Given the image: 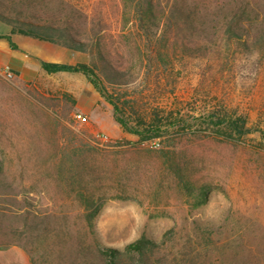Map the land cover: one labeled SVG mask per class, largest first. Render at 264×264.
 Here are the masks:
<instances>
[{
    "label": "rangeland",
    "instance_id": "374dc122",
    "mask_svg": "<svg viewBox=\"0 0 264 264\" xmlns=\"http://www.w3.org/2000/svg\"><path fill=\"white\" fill-rule=\"evenodd\" d=\"M0 2V35L24 21L55 40H0V248L20 247L34 264H85L97 244L173 229L177 243L204 237L207 264H264V0ZM240 3L259 22L227 34ZM10 48L24 67L12 68ZM42 62L88 65L122 104L180 110L195 128L141 143L86 76ZM222 106L253 133L205 131L200 114Z\"/></svg>",
    "mask_w": 264,
    "mask_h": 264
},
{
    "label": "trees",
    "instance_id": "16d2710c",
    "mask_svg": "<svg viewBox=\"0 0 264 264\" xmlns=\"http://www.w3.org/2000/svg\"><path fill=\"white\" fill-rule=\"evenodd\" d=\"M247 9L248 7L243 3L236 6L230 17V22L226 25L227 34L231 32L230 29L233 24L238 28H242L245 22H259V20L250 15L251 13ZM0 19H2L1 16ZM9 25L12 27L10 35L0 36V40H6L11 47H14L11 35L15 34L32 37L41 41L55 42L48 34H44L46 31L53 30L51 28H38L24 21H18L16 26L13 24ZM261 28L264 33V25ZM144 34L147 42H150L152 34L146 29L144 30ZM161 41H163V36L159 39V42ZM150 52L154 53L162 63H166L172 59L171 54L165 49L157 48ZM41 67L45 72L50 74L81 73L86 76L90 83L113 106L115 119L118 124L125 132L137 136L141 143L163 138L170 130H173L178 135H183L195 128L193 125H190V122L186 120L185 114L180 110L167 112L160 108H154L150 114L145 115L134 110V106H130L131 101L123 102L122 104L118 97L107 91L99 76L88 65L42 62ZM127 108L133 110L127 112ZM199 118L203 119L207 125L205 131L212 136L225 140L242 138L253 133V130L248 126L246 116L231 112L224 106L221 108L211 107L201 113ZM208 247H210L209 244H207L202 236L196 239L187 238L177 243L176 232L172 229L167 231L160 240L142 236L123 248L97 244L93 252L86 255L90 262L88 261L87 263V260L84 262L85 264H207L205 258L210 249ZM32 264L34 263L32 262Z\"/></svg>",
    "mask_w": 264,
    "mask_h": 264
},
{
    "label": "crops",
    "instance_id": "0c3cea01",
    "mask_svg": "<svg viewBox=\"0 0 264 264\" xmlns=\"http://www.w3.org/2000/svg\"><path fill=\"white\" fill-rule=\"evenodd\" d=\"M0 36H6V35H0ZM11 40L13 41V43L15 41V43L19 45L18 47L20 49H23V46L22 45L20 46L21 43L23 45L24 44L30 45V43H34L32 40H27V38H19L15 35H11ZM36 47L40 48L42 46L41 44L40 45L37 44ZM10 53L11 56L9 63L12 65V68L14 69L18 67V64H21L22 67H24V62H23L24 59L20 55L21 52L14 48H10ZM33 54L39 55L36 52H33ZM0 264H32V262L30 257L23 249L17 246H10V247L0 248Z\"/></svg>",
    "mask_w": 264,
    "mask_h": 264
},
{
    "label": "built area",
    "instance_id": "2783aa9c",
    "mask_svg": "<svg viewBox=\"0 0 264 264\" xmlns=\"http://www.w3.org/2000/svg\"><path fill=\"white\" fill-rule=\"evenodd\" d=\"M9 76H11V74H9ZM73 117L77 122H80V123H86V121H87V118L82 114L76 113V114H74Z\"/></svg>",
    "mask_w": 264,
    "mask_h": 264
}]
</instances>
